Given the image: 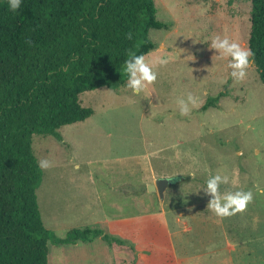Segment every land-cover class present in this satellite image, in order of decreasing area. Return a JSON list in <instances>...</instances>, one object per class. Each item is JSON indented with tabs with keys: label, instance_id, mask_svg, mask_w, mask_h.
Instances as JSON below:
<instances>
[{
	"label": "rangeland",
	"instance_id": "rangeland-1",
	"mask_svg": "<svg viewBox=\"0 0 264 264\" xmlns=\"http://www.w3.org/2000/svg\"><path fill=\"white\" fill-rule=\"evenodd\" d=\"M155 3L158 19L171 24L169 31L149 34L156 49L145 59L157 80L139 96L124 88L84 92L82 105L94 115L61 128L62 141L33 136L38 161L51 164L42 169L37 190L44 225L64 238L72 229L93 228L103 211L111 218L132 215L134 198L148 211L192 206L211 199L204 192L198 196L208 177L227 175L221 191H251L252 200L243 212L214 220L205 209L211 217H199L186 235L185 252L192 254L205 239L218 262L232 253L235 264H264V85L253 62L246 79L234 82L230 58L217 59L208 46L219 35L248 47L251 2ZM188 93L197 103L181 116L178 101ZM221 93L216 107L203 110ZM162 177L173 183L160 198L149 186ZM102 244L49 242L48 264H106Z\"/></svg>",
	"mask_w": 264,
	"mask_h": 264
},
{
	"label": "trees",
	"instance_id": "trees-1",
	"mask_svg": "<svg viewBox=\"0 0 264 264\" xmlns=\"http://www.w3.org/2000/svg\"><path fill=\"white\" fill-rule=\"evenodd\" d=\"M250 2L248 47L264 85V0ZM157 12L155 0H23L13 13L0 0V264H48L49 242L102 237L125 244L98 228L72 229L60 238L45 227L33 136L62 141L61 128L95 113L82 105V93L124 88L129 54L148 55L156 49L150 31L171 28ZM221 96L209 98L203 110L216 107Z\"/></svg>",
	"mask_w": 264,
	"mask_h": 264
},
{
	"label": "crops",
	"instance_id": "crops-1",
	"mask_svg": "<svg viewBox=\"0 0 264 264\" xmlns=\"http://www.w3.org/2000/svg\"><path fill=\"white\" fill-rule=\"evenodd\" d=\"M201 193L203 191H199L198 196ZM209 200L192 206H177L174 209L161 206L158 211H148L137 206L134 198L131 201L132 215L111 218L103 211V218L92 224L93 228L102 229L105 234L120 238L125 244H110L102 237L96 238L104 243L101 245V253L105 256L102 261L106 264H235L232 253L218 262L215 250L206 247L208 241L205 239L202 247H197L192 254L185 252L188 245L186 235L194 230L199 217L202 221L211 217L205 213ZM211 218L214 220L215 214ZM226 247L230 249V245Z\"/></svg>",
	"mask_w": 264,
	"mask_h": 264
},
{
	"label": "clouds",
	"instance_id": "clouds-1",
	"mask_svg": "<svg viewBox=\"0 0 264 264\" xmlns=\"http://www.w3.org/2000/svg\"><path fill=\"white\" fill-rule=\"evenodd\" d=\"M22 4L23 0H7L8 9L13 13L18 12ZM126 38L132 39V33H127ZM208 46L210 49L216 50L218 54L214 57L217 59L222 61L226 57L230 58L227 67L230 69V76L234 82H240L246 79L254 56L250 48L241 46V44L219 35L215 36ZM123 71L127 74L124 89L130 90L134 96L142 94L148 85L157 80L156 71L146 62L143 54L136 55L130 53L124 62ZM196 103L197 99L192 93H188L186 99L178 101L179 114L181 116L189 115L191 111L190 106L194 107ZM50 166L51 164L47 159H40L38 161V167L41 169H48ZM228 182L229 177L227 175H212L205 180L204 187L201 189L206 195L211 197L207 208L218 217H229L243 212L252 200L251 191L237 190L226 193L222 192L221 185L227 184Z\"/></svg>",
	"mask_w": 264,
	"mask_h": 264
},
{
	"label": "water",
	"instance_id": "water-1",
	"mask_svg": "<svg viewBox=\"0 0 264 264\" xmlns=\"http://www.w3.org/2000/svg\"><path fill=\"white\" fill-rule=\"evenodd\" d=\"M173 183L172 179L169 178H159L156 180L155 184L149 186L150 192L158 193L160 198L164 197V192Z\"/></svg>",
	"mask_w": 264,
	"mask_h": 264
}]
</instances>
